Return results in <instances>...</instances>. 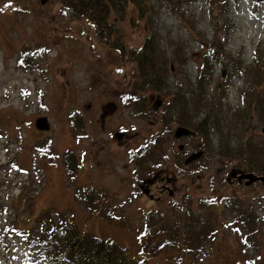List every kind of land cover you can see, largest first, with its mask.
<instances>
[{"label":"rangeland","instance_id":"rangeland-1","mask_svg":"<svg viewBox=\"0 0 264 264\" xmlns=\"http://www.w3.org/2000/svg\"><path fill=\"white\" fill-rule=\"evenodd\" d=\"M147 1L142 14L130 4L122 17L113 14L117 37L127 47L138 48L144 37L157 34L170 68L167 85L175 93V84H181L196 123L204 113L193 108L192 85L218 35L223 64H217L205 95L217 99L220 108L210 116L221 128L239 131V143L247 137L264 142V126L255 111L242 109L241 101L248 87L245 66L264 51V0ZM135 71L132 61L121 60L98 40L86 18L72 15L60 1L40 5L38 0H0V264H50L37 235L50 220L60 223L62 216L81 233L118 243L138 261L143 247L147 244L149 250L151 241L157 245L158 240V254L144 249L147 264H168L171 257L173 264H264V184L224 187L218 169L223 163L232 170L236 166L216 153L212 127L213 150L189 166L181 164L187 153L204 151L203 140L197 135L174 143L177 105L161 96L165 102L160 101L156 112L155 90L139 91L138 103L119 105L116 98L133 93L129 85ZM110 96L119 109L103 127L94 119L98 105ZM150 96L154 100L147 103ZM73 110L80 113L79 128L69 119ZM42 117L48 121L46 131L34 125ZM117 128L128 136L123 143L111 138ZM155 138L160 144L156 156L140 165L132 157L134 151ZM178 144H183L182 151H177ZM69 151L78 165L74 174L65 161ZM135 164L139 176L134 181L165 171L175 178L172 198L158 204L162 208L129 186ZM91 194L93 207L88 209L85 197ZM235 196L245 212L255 214L252 229L230 206ZM150 215H160L165 222L200 220L208 230L206 240L193 255L161 245L165 235L150 222Z\"/></svg>","mask_w":264,"mask_h":264},{"label":"trees","instance_id":"trees-1","mask_svg":"<svg viewBox=\"0 0 264 264\" xmlns=\"http://www.w3.org/2000/svg\"><path fill=\"white\" fill-rule=\"evenodd\" d=\"M58 1L62 5H65L72 15L86 18L89 25L93 27L98 40L110 49L113 48L121 60L132 61L135 64L136 71L132 76L133 79L129 85L130 89L132 88V90L138 92L148 89L161 92L164 89H169L167 85V72L170 71V68L166 65L167 56L164 50L160 48L161 44H159L160 41L157 34L151 32L150 35L144 37L140 47L129 48L120 40V36L117 37L118 33L112 21L113 14H119L120 17L125 15V8L128 4L134 6L137 12L142 14L144 11L143 6L148 2L147 0ZM223 50L222 38L214 35L210 47L206 50L200 65H198L197 77L192 85L194 92L196 91V95L192 98L193 108L199 110V112L202 111L204 117L196 123L191 117L190 119L185 117L183 126H190V129L197 133L196 135L201 136L203 140L202 148L205 154L213 150L212 139H209V128L212 127L217 133L218 144L216 145V153L220 157L227 158L231 162L233 161L232 166L242 167L246 171L264 176V142L256 143L247 137V139H241L242 141L239 143L237 138L240 136L239 131L237 134H234L232 130L221 128L219 120L210 116V114L212 115L214 112L219 111L220 102L217 99V101L211 100L212 98H208L205 94L207 87L213 80L217 64H223V53H225ZM250 62L249 66H245L249 77L247 79L248 87L241 93L242 109L245 111H255L256 116H258V124L264 126V51L262 56H259V60L257 55H254ZM218 88L219 86L216 87V89ZM173 92H171L174 95L173 102L175 106L177 105L178 112L187 113V99L184 97V89L180 83L175 84V93ZM135 99H138L137 103L140 101L139 96H135ZM136 107L139 109L137 104ZM79 114L76 110L71 111L69 119L74 128H79L82 124ZM165 128L166 122L163 129ZM156 141L157 138H155V142L151 140L147 145L134 151L132 155L134 160L141 165L149 156H156L160 145ZM65 161L67 167H70L69 174H74L75 168L78 165L75 156L70 151L66 152ZM73 161L75 163H72ZM141 169L140 166V171ZM86 192L89 193L90 191ZM92 197V194L88 195L87 198L85 197L89 203L88 209H92L93 207ZM229 204L252 229L255 214L251 213L252 211L245 212L243 205L236 196L230 199ZM160 217V215L149 216L150 222L153 221L159 229H162L165 235V241H162L164 243L159 240V244L170 247L177 246L192 255L200 250L199 247L206 240V234L208 233V230L203 225L204 222L197 219H194V221L185 219V221L181 222L169 221L170 219H168V224V222L163 221ZM59 222L55 224L50 220L48 227L42 228L37 235L38 240L36 239V243H38L40 249L44 250L50 264H147L145 251L151 254L159 253V250L155 249L158 245V240H156L157 245H154L155 243L151 241L153 244L152 248L146 250V244L143 247V252H141L144 256L138 261L127 255L124 248L116 242L88 236L85 233L79 232L74 223L64 216L61 217ZM18 232L23 236L28 235V231L18 230ZM179 236L183 239H179ZM171 259L172 257L168 260V264H173Z\"/></svg>","mask_w":264,"mask_h":264},{"label":"flooded vegetation","instance_id":"flooded-vegetation-1","mask_svg":"<svg viewBox=\"0 0 264 264\" xmlns=\"http://www.w3.org/2000/svg\"><path fill=\"white\" fill-rule=\"evenodd\" d=\"M132 91H133V93L130 96L126 94V95H121V97L116 98L119 101V105L120 106H122V105L127 106L129 101H131L132 103L133 102H136L137 103V100L138 99L136 100L135 99V96H139L140 92L134 91V90H132ZM136 94H138V95H136ZM161 96L163 98L164 97L165 98H169L170 101L172 100V103L174 101V96L171 93V90L168 91L167 89H164L163 91L157 92V94L154 95V97H157L158 98L157 100H159L162 103H164L165 100L163 98H161ZM154 97L153 96L146 97V99L148 98L146 100L147 103H148V101L154 100ZM109 98H110V101L105 102V103H100L98 105V110L97 111L99 112V115H98V118L94 119V121H97V123L102 124L103 127H104V125L106 123L105 120L108 119V117H111V115H114V113H116V110L119 109V108L117 109V104L115 102L116 99L112 98L111 96ZM88 106L89 105H87V107ZM168 109H172V108L168 107ZM154 110L157 112L158 108L157 109H154ZM176 113L178 114V116L174 120V123H173L174 124V127H173V129L177 128V126H183V123H184V120H185L184 118L186 117V118H189L190 119V116H191V114H190L189 111H187V113H184L183 114V113H179L178 112V109H177L176 110ZM94 123H96V122H94ZM108 124H110V122ZM183 127H185V126H183ZM186 128H190V126H187ZM116 131H119L117 133H120V135H121V137H120L121 139L119 140V143H123V141L125 140V137L127 136V134L125 132L120 131L118 128L116 129ZM115 133H116L115 131L112 132V134H113L111 136L112 139H114L113 136H115ZM173 134H174V132H173ZM173 134H172V136H173ZM196 134L197 133H195V135H188V136L179 137L177 139H175L174 136H173L174 143L176 141H178L180 143V140H182L184 138H188V137H191L192 139H193V137L196 138L197 137ZM114 140L115 141H118V138H115ZM178 145L176 146L177 147V151H182L183 148L181 150L178 149ZM200 145L201 144H199L197 146L198 148L195 147V151L196 150H199V146ZM192 152H194V151H191V152L187 153L186 155H184L183 158H182V160H181V164H183L185 167L186 166H189L190 164H193L195 161L198 160V159L193 160L188 165H185L184 164V161L183 160L187 156H189V154L192 153ZM177 155H179V157H178V160H179L180 157H182V156H181V154L179 152L177 153ZM201 156H203V154ZM135 165L136 166H135V168L133 169V171L131 172V175H130L131 176V179L129 180V186H133L136 190L141 191V193L143 195H145L151 202L157 203V205L159 204V202H162L165 199H166V201H164V202H168L169 199L172 198V196H171L172 195L171 190L175 186L174 185L175 178L173 176L169 175V172L165 171L166 172L165 175L157 174V175H152L151 177H148L145 180L142 179V180H139V181H137V180L134 181V176L135 175L136 176H139L138 175V172H137L138 171V168H139V165L138 164H135ZM226 168H227V165L225 163H223L222 168L221 169L220 168L218 169V172L219 173H222L221 176L223 175V177H224L223 178V180H224V187L234 188V186H236V187L240 186V187H243V188L244 187L245 188H250V187H253L255 185V183L264 184L263 182H261L259 180H255L254 183H252L250 185H246L245 184L246 183V179L245 178L238 180L237 176L240 175V173L238 171H237L238 173H236L235 176H231V172H232L231 170H232V168L229 167V168H227V170H226ZM233 169L239 170L241 172H249V171H246L245 169L240 168V167H234ZM157 173H159V172H157ZM141 178H143V177H141ZM164 202H162V204ZM158 208H162V205L161 204L158 205Z\"/></svg>","mask_w":264,"mask_h":264},{"label":"water","instance_id":"water-1","mask_svg":"<svg viewBox=\"0 0 264 264\" xmlns=\"http://www.w3.org/2000/svg\"><path fill=\"white\" fill-rule=\"evenodd\" d=\"M39 1V4H44L47 0H38ZM222 75H223V72H222ZM160 106V101L159 100H155L154 101V104L152 105V108L155 109L157 107ZM34 125H36V128L41 130V131H46L49 129V125H48V121H47V118H38L35 120V123ZM174 138L177 139L179 137H183V136H188V135H195V132L190 130L189 128H186V127H183V126H177V128L174 129ZM262 132H264V130L262 129ZM121 135L120 133H115V138H120ZM183 148V144H179L178 145V149H182ZM203 153V151L199 150L197 152H192L189 154V156L186 157V159L184 160V164L185 165H188L191 161L193 160H196L200 157V155ZM231 176H235L236 173H240L239 176H237L238 180L240 179H246V185H250L252 183L255 182V180H259L261 182L264 183V176H259V175H256V174H253L251 172H241L239 170H236V169H233L231 170ZM238 171V172H237Z\"/></svg>","mask_w":264,"mask_h":264}]
</instances>
